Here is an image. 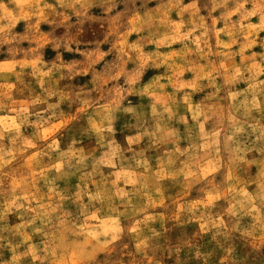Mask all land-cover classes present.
<instances>
[{
    "label": "rangeland",
    "instance_id": "rangeland-1",
    "mask_svg": "<svg viewBox=\"0 0 264 264\" xmlns=\"http://www.w3.org/2000/svg\"><path fill=\"white\" fill-rule=\"evenodd\" d=\"M0 264H264V0H0Z\"/></svg>",
    "mask_w": 264,
    "mask_h": 264
}]
</instances>
